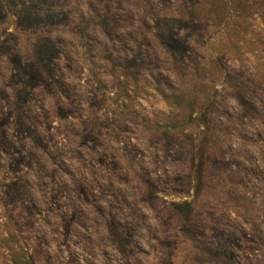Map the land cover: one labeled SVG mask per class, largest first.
Listing matches in <instances>:
<instances>
[{"label": "rangeland", "instance_id": "1", "mask_svg": "<svg viewBox=\"0 0 264 264\" xmlns=\"http://www.w3.org/2000/svg\"><path fill=\"white\" fill-rule=\"evenodd\" d=\"M0 264H264V0H0Z\"/></svg>", "mask_w": 264, "mask_h": 264}]
</instances>
